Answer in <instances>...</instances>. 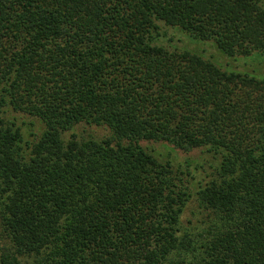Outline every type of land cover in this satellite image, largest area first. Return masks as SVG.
<instances>
[{
    "label": "trees",
    "instance_id": "16d2710c",
    "mask_svg": "<svg viewBox=\"0 0 264 264\" xmlns=\"http://www.w3.org/2000/svg\"><path fill=\"white\" fill-rule=\"evenodd\" d=\"M161 25L264 56V0H0V264H264V75ZM80 122L109 133L62 135Z\"/></svg>",
    "mask_w": 264,
    "mask_h": 264
},
{
    "label": "rangeland",
    "instance_id": "374dc122",
    "mask_svg": "<svg viewBox=\"0 0 264 264\" xmlns=\"http://www.w3.org/2000/svg\"><path fill=\"white\" fill-rule=\"evenodd\" d=\"M158 41L168 48L185 47L191 51L198 52L203 57L213 60L222 68L243 71L246 70L249 72H257L264 75V56L263 58H257L251 55L227 56L218 51L211 41H200L192 39L186 34H184V32H181L176 28L168 27L165 25H161V27L159 28ZM23 118L25 120L31 119V117H28L26 115H24ZM25 125L27 126L24 130L25 133L30 130L36 131L37 126H39L37 120H34L33 124H30L27 121ZM69 131L75 132L77 138L87 136L100 138L108 135L109 133V129L104 125L87 124L84 122L75 124L70 130L64 131L62 135L68 137ZM32 136L33 135L29 137ZM156 144V147H161L163 149V146H161L159 143ZM171 154H174V159H181L185 156L199 159L202 166V170L200 171L201 174H207L205 178H208L211 175L212 168L210 167L209 163L213 159L207 153L201 152L199 148H194L189 151H182L180 149L174 148L171 151ZM211 216L212 215H210V217ZM209 218L207 210L200 207L197 202L193 200V198H190V200L185 203V206L180 214L181 229L179 233L182 234V232L184 231L189 232L187 236L192 239L191 245H194V247H196L193 253L201 249L199 245H197L198 236L196 235V233L197 231L206 228L207 222L209 223ZM1 243H5V237L0 231V244ZM191 245L189 247H191Z\"/></svg>",
    "mask_w": 264,
    "mask_h": 264
}]
</instances>
